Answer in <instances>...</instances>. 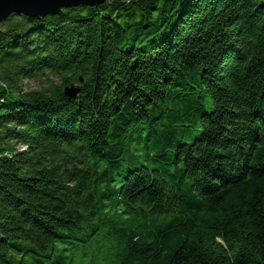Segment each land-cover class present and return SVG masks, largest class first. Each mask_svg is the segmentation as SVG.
Returning <instances> with one entry per match:
<instances>
[{
    "label": "trees",
    "instance_id": "trees-1",
    "mask_svg": "<svg viewBox=\"0 0 264 264\" xmlns=\"http://www.w3.org/2000/svg\"><path fill=\"white\" fill-rule=\"evenodd\" d=\"M0 264H264V0L6 17Z\"/></svg>",
    "mask_w": 264,
    "mask_h": 264
},
{
    "label": "water",
    "instance_id": "water-1",
    "mask_svg": "<svg viewBox=\"0 0 264 264\" xmlns=\"http://www.w3.org/2000/svg\"><path fill=\"white\" fill-rule=\"evenodd\" d=\"M106 2H122V0H0V31L2 21L12 13H24L34 17L60 14L66 8L80 4L97 6ZM80 86L72 83L65 87L68 96L79 93Z\"/></svg>",
    "mask_w": 264,
    "mask_h": 264
},
{
    "label": "rangeland",
    "instance_id": "rangeland-1",
    "mask_svg": "<svg viewBox=\"0 0 264 264\" xmlns=\"http://www.w3.org/2000/svg\"><path fill=\"white\" fill-rule=\"evenodd\" d=\"M28 85L30 86V87H36L37 86V83L35 82V81H31V82H29L28 83Z\"/></svg>",
    "mask_w": 264,
    "mask_h": 264
}]
</instances>
